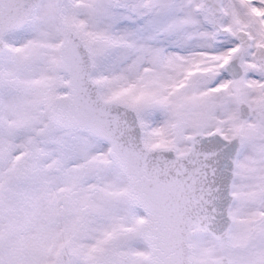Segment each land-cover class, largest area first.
<instances>
[{
  "label": "snow or ice",
  "instance_id": "snow-or-ice-1",
  "mask_svg": "<svg viewBox=\"0 0 264 264\" xmlns=\"http://www.w3.org/2000/svg\"><path fill=\"white\" fill-rule=\"evenodd\" d=\"M0 264H264V0H0Z\"/></svg>",
  "mask_w": 264,
  "mask_h": 264
}]
</instances>
